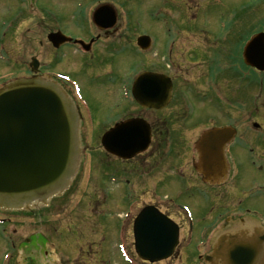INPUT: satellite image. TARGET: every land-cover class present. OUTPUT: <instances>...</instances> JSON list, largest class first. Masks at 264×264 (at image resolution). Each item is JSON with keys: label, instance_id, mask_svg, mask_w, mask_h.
I'll list each match as a JSON object with an SVG mask.
<instances>
[{"label": "rangeland", "instance_id": "374dc122", "mask_svg": "<svg viewBox=\"0 0 264 264\" xmlns=\"http://www.w3.org/2000/svg\"><path fill=\"white\" fill-rule=\"evenodd\" d=\"M12 4L14 7L18 6L17 1ZM103 4H111L119 14L120 20L115 33H111L108 38L102 37L87 56V53L82 55L77 49H64L60 52L54 50L47 36L57 31L81 37L87 42L95 38L99 32L91 22V14ZM6 6L7 3L0 2V44L5 49L4 51L0 45V55L9 56L10 63L9 66L0 63V73L28 72L31 59L35 57L43 72H65L80 85L87 113L94 119L88 125L83 109L77 104L84 123L83 135L85 144L87 143V158L90 156V160L83 169L80 182L64 201L73 202V206L81 203V207L93 202L91 206L95 209V234L102 230L97 221L98 190L103 175L99 134L128 107L129 103L123 94L129 88L134 74L153 70L167 71L178 78V84L181 85L179 90L184 84L189 85L195 96H198L199 103L194 100L193 105L196 115L199 111L201 114H194L193 117L198 120L200 116L198 121L202 125L201 129L217 123L225 125L224 122H241V137H253L251 122L258 121L264 125V92L257 85L264 83V74L254 77L243 66L241 57L245 42L252 35L264 31V0H40L38 9L29 10L26 5L23 6L17 19L8 15L4 20L6 26L3 27L1 24ZM143 35H149L155 41L154 47L145 53L136 46L137 38ZM171 50L173 55L170 54ZM164 56L172 57L176 64L167 67ZM213 69L221 72L219 85L214 83L215 86L213 83L206 84ZM250 78L257 81L251 83ZM64 88L73 98L71 88L68 85ZM221 101L224 103L221 104ZM176 112L178 110L159 116L166 117L169 114L171 117ZM128 113L135 115L134 107ZM142 115L150 120L154 118V114ZM182 121L181 117L176 119V122ZM251 160L257 158L244 155L242 164L247 176L243 184L250 191H256L264 185V172H258L253 162L249 163ZM259 162L264 165V159ZM111 165L114 168L113 162ZM104 187H108L114 196L104 204V235L101 239H96V234L92 241L89 255L86 256L89 264L97 263L98 252L101 264H138L134 259L130 227L127 233L121 222L124 219L123 213L135 206L140 193L129 188L126 183L121 186L113 185L111 179ZM162 194L193 213L198 227L194 241L200 238L203 226H214L211 234L219 229L218 224H215L218 213L211 219L209 208L212 201L207 196L195 194L194 190L188 191L185 186H174ZM256 194L263 195L260 192ZM250 207L255 210H251L255 215L259 214L258 207L264 212V196L259 201L252 202ZM74 224L81 225L77 221ZM74 229V233H78L76 227ZM31 233L33 229L26 226L25 236L28 237ZM127 242L132 255L121 252ZM184 246L183 243L182 254ZM4 247L0 235V250ZM60 250L65 252L62 241ZM186 258L185 255L183 261L179 258L171 264H193Z\"/></svg>", "mask_w": 264, "mask_h": 264}, {"label": "flooded vegetation", "instance_id": "af4514ba", "mask_svg": "<svg viewBox=\"0 0 264 264\" xmlns=\"http://www.w3.org/2000/svg\"><path fill=\"white\" fill-rule=\"evenodd\" d=\"M3 1L7 3L5 17L10 12L20 15L22 7L25 5L28 9L35 10L39 8L34 6L31 0ZM15 1L18 2L17 7L12 4ZM170 54L173 55L172 50ZM163 59L166 64H176V62H173L172 57L164 56ZM215 70H212L206 84H219L220 80L217 79V74L213 73ZM24 75L29 74L25 73ZM171 77L173 82L172 97L166 109L162 111L144 109L133 100L126 110L121 112L119 118L113 122V126H115L130 119H143L149 124L152 137L147 150L128 160L110 156L101 148L100 162L103 175L98 190L97 214L99 217L97 221L102 230L101 233H96V239H101L104 235L102 224L104 204L110 197L114 196V193L107 195L104 185L108 182V179H114L117 186L126 183L129 188L131 187L140 193L135 206L130 207V211H126L128 212L126 220L123 219L126 223H122V225L130 227L132 239H134L135 221L149 207L158 210L180 226L181 241L173 259L158 264L168 262L171 264L179 258L183 261L185 255L187 256L186 259L191 260L193 264H209L208 260L212 259L211 264H222V262L217 263V259L223 258V254L226 253L224 252L225 248L230 251L237 248L236 244L234 246L229 245L231 239L224 235L225 232L234 226L239 225L242 227L243 224L259 227L264 225V212L261 207L257 209L260 212V217L245 213V210L251 208L252 202H257L261 196H264V185L256 191H250L247 185L243 184L247 171L242 164L244 155H250L252 159L257 158V160H251L249 163L253 162V166L258 172H264V165L259 162L264 159V125L257 121L251 122V130L254 132L253 137H241L240 129L243 126L241 122H225V125L217 123L207 128L230 126L237 130V137L226 150V156L232 166L227 183L214 186L205 184L198 171L200 163L197 150V144L203 129H201L202 125L198 121L200 116H198V120H194L193 117L197 113L193 101L197 100L199 103L198 96H195L194 90L186 84L179 90L178 87L181 85L178 84V78L172 75ZM259 90L262 93L264 92V83L261 84ZM235 103L241 106L240 103ZM131 107H134L135 115L128 113ZM174 110H178L177 115L174 114L171 117H169V114L166 117L159 116V114L174 112ZM142 114H154V118L150 117L152 119L150 120ZM199 114H201L200 111L197 115ZM179 117L182 118V122H176ZM107 129L101 131L100 142ZM109 158H112V160H109ZM112 162L114 168H112ZM174 186H185L188 191L194 190L195 194H203L212 201L209 208L210 217L216 215V212L218 213L215 224L219 226V229L216 230L219 233L215 231L213 234H206L204 240L200 242L201 245H196L199 240H193L194 235L191 234L190 224L187 222L186 217L181 214L180 203H175L170 197L162 194ZM87 189L88 186L85 187V190ZM70 191L63 197L52 200L46 206L36 204L37 206L34 205L26 211L0 209L1 243L5 244V247L0 250V264H89V258L86 256L89 255V248L96 236L93 228L95 209L91 206L93 202L85 203L83 207L80 206L81 203L73 206V202H65L64 200L70 194ZM258 192L263 195L257 196L256 193ZM74 221L81 223V225H75ZM26 226L33 229V233L28 237L25 236ZM74 227H76L78 233H74ZM259 237L261 236L254 235L251 237L241 236L240 238L252 241L250 243L256 248L255 242ZM61 241L65 245V252L60 250ZM183 243L185 246L182 254ZM250 243H248V246ZM139 262L140 264H151L141 260ZM96 264H101L99 262V252L97 253Z\"/></svg>", "mask_w": 264, "mask_h": 264}, {"label": "water", "instance_id": "95a60500", "mask_svg": "<svg viewBox=\"0 0 264 264\" xmlns=\"http://www.w3.org/2000/svg\"><path fill=\"white\" fill-rule=\"evenodd\" d=\"M93 22L102 30L110 29L117 24V13L109 5L101 6L93 14ZM49 40L57 47L70 41L61 34L50 35ZM138 44L147 49L150 41L141 37ZM243 55L247 66L264 72V33L247 44ZM136 85L138 100L149 108H161L172 88L168 78L152 74L140 76ZM138 129L144 131V136L137 135ZM234 134L226 128L203 135L199 150L206 177L226 176L223 147ZM117 141L122 142L121 156L129 158L147 148L149 127L134 120L112 129L104 139L109 153L116 154ZM79 156L78 116L56 83L36 76L17 80L0 90L1 208L44 202L63 192L75 176ZM178 239V229L169 220H148L144 214L137 221L135 246L142 260L155 263L168 259Z\"/></svg>", "mask_w": 264, "mask_h": 264}, {"label": "bare ground", "instance_id": "6f19581e", "mask_svg": "<svg viewBox=\"0 0 264 264\" xmlns=\"http://www.w3.org/2000/svg\"><path fill=\"white\" fill-rule=\"evenodd\" d=\"M137 135L144 136V131L138 129L137 130ZM258 254L259 253H258L256 248H250V247L248 248L247 254L245 256L242 255L241 251H237L236 255H238V259L235 262V260L233 258V264H250L251 263V258H253V260H254V257L256 259H258Z\"/></svg>", "mask_w": 264, "mask_h": 264}]
</instances>
